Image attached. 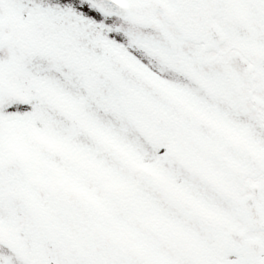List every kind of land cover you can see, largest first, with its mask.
Wrapping results in <instances>:
<instances>
[{"label": "snow or ice", "instance_id": "obj_1", "mask_svg": "<svg viewBox=\"0 0 264 264\" xmlns=\"http://www.w3.org/2000/svg\"><path fill=\"white\" fill-rule=\"evenodd\" d=\"M0 264H264V0H0Z\"/></svg>", "mask_w": 264, "mask_h": 264}]
</instances>
